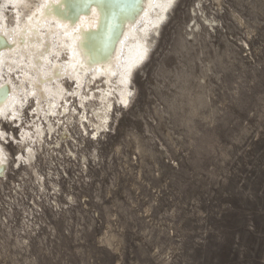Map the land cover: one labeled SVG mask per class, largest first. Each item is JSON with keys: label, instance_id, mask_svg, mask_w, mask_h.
I'll use <instances>...</instances> for the list:
<instances>
[{"label": "rangeland", "instance_id": "rangeland-1", "mask_svg": "<svg viewBox=\"0 0 264 264\" xmlns=\"http://www.w3.org/2000/svg\"><path fill=\"white\" fill-rule=\"evenodd\" d=\"M132 77L36 172L7 134L0 264H264V0H178Z\"/></svg>", "mask_w": 264, "mask_h": 264}, {"label": "bare ground", "instance_id": "bare-ground-1", "mask_svg": "<svg viewBox=\"0 0 264 264\" xmlns=\"http://www.w3.org/2000/svg\"><path fill=\"white\" fill-rule=\"evenodd\" d=\"M177 1L0 0V180L10 168L9 138L36 172L44 135L61 128L66 141L76 125L105 131L114 104L130 103L133 73ZM12 123L20 136L5 131Z\"/></svg>", "mask_w": 264, "mask_h": 264}]
</instances>
